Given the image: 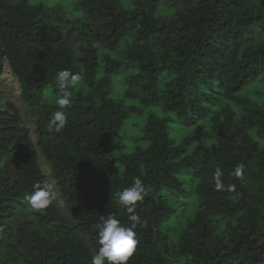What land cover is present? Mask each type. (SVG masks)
Returning a JSON list of instances; mask_svg holds the SVG:
<instances>
[{
  "label": "trees",
  "instance_id": "obj_1",
  "mask_svg": "<svg viewBox=\"0 0 264 264\" xmlns=\"http://www.w3.org/2000/svg\"><path fill=\"white\" fill-rule=\"evenodd\" d=\"M162 1L175 8L172 16L157 14ZM77 7L82 18L56 31L45 5L0 0V68L7 63L17 78L37 138L13 103L0 108V264H91L100 217L128 224L117 201L134 177L143 180L136 211L147 227L135 229L127 264H264V101L240 94L264 71V0H130L129 7L78 0ZM130 33L122 58L106 55L100 64L96 43L114 49ZM123 63L131 70L124 96L140 107L111 97ZM64 69L82 83L65 109V130L49 132L55 73ZM141 106H159L165 116L147 115L144 142L115 156L114 138ZM173 123L192 130L177 140ZM40 152L69 213L54 201L41 212L28 206L26 196L47 186ZM238 165L241 177L232 174ZM189 183L198 208L174 244L165 225L178 209L167 192L185 198Z\"/></svg>",
  "mask_w": 264,
  "mask_h": 264
},
{
  "label": "rangeland",
  "instance_id": "obj_2",
  "mask_svg": "<svg viewBox=\"0 0 264 264\" xmlns=\"http://www.w3.org/2000/svg\"><path fill=\"white\" fill-rule=\"evenodd\" d=\"M20 1V0H13ZM31 4H43L50 11V24L53 26L54 30H65L66 23L69 25H75L83 16V13L77 7L78 0H27ZM127 7L130 6V0H121ZM175 8L170 7L165 1H162L157 9V14L160 16H172ZM62 18V20L58 18ZM48 29H50L48 27ZM133 34H128L125 39L114 49L107 48L102 44L96 43L99 54V62L103 63V58L109 55L115 59H121L123 53L127 50L128 45L133 41ZM83 41V40H82ZM82 41L74 42V47L76 49L80 48ZM84 42V41H83ZM129 70L125 63L122 64L120 73L113 75V90L111 97L119 98L125 102V105H139L137 99H126L124 96V90L126 87L125 78L129 74ZM81 82L79 83L81 85ZM257 103H262L264 101V71L261 73L257 80L250 82L243 91L240 92ZM50 90L46 91V100H49ZM7 103H13L19 110L23 123L31 129L32 139L36 142V124L35 117L32 114L29 106L22 100L20 96V86L17 78L11 72L7 63H5L0 68V108L5 109ZM223 102L220 104L218 102L217 108H220ZM231 106H235L231 103ZM237 110V109H236ZM140 112L132 114L125 121L123 127L120 129L118 135L113 140V153L118 156L123 153L132 152L135 147L144 142V123L146 121L147 115L154 113L159 116H165L163 110L159 106H147L139 109ZM238 111V110H237ZM192 128L185 127L180 123H173L172 135L175 139L180 140L184 135L188 134ZM213 141L210 142V144ZM4 159L0 157V167L3 164ZM39 164L43 172L48 176L47 186H50L55 199L54 203L59 207L60 210L69 213L65 205V199L62 195L60 189L58 188L55 180L51 176L52 168L45 156L39 153ZM122 169V167H121ZM188 193L185 198L176 199V195L172 192H167L172 203L178 209V215L174 217L165 225V230L169 234L172 242L175 244L177 241L178 230L182 229L186 222L193 218L194 214L198 208V197L195 191V186L191 183L188 184ZM175 196V197H174Z\"/></svg>",
  "mask_w": 264,
  "mask_h": 264
},
{
  "label": "clouds",
  "instance_id": "obj_3",
  "mask_svg": "<svg viewBox=\"0 0 264 264\" xmlns=\"http://www.w3.org/2000/svg\"><path fill=\"white\" fill-rule=\"evenodd\" d=\"M82 80L79 73H73L68 69L58 70L55 73L56 96L55 103L58 105L48 122L49 132L61 133L68 124V116L65 111L71 102L73 89ZM243 165H238L232 173L236 177H241ZM220 175L219 170L216 173ZM220 184L217 183L219 189ZM234 188V185L232 186ZM145 188L140 177H134L132 186L125 189L119 196L117 204L126 211L128 224L125 225L117 219L115 214L109 213L106 217L101 216L100 222L95 225L97 230L99 250L91 257V264H127L129 257L137 246L135 229L147 227V220H142L136 211L137 202L143 201ZM55 196L50 186L40 187L26 196L28 206L36 212H41L48 208Z\"/></svg>",
  "mask_w": 264,
  "mask_h": 264
}]
</instances>
